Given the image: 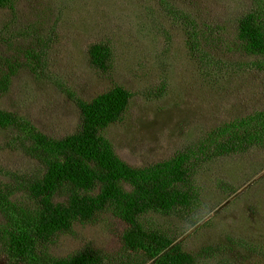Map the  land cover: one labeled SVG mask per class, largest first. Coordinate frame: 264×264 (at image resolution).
I'll list each match as a JSON object with an SVG mask.
<instances>
[{"label": "rangeland", "instance_id": "374dc122", "mask_svg": "<svg viewBox=\"0 0 264 264\" xmlns=\"http://www.w3.org/2000/svg\"><path fill=\"white\" fill-rule=\"evenodd\" d=\"M251 5L252 0H12L0 8V77L12 74L0 106L60 138L80 125L70 93L91 100L124 86L133 93L127 113L104 131L123 160L137 167L196 152L192 206L169 215L149 212L141 218L145 226L189 252L212 246L197 264H264V148L215 157L197 146L227 122L264 111V70L253 64L259 57L235 46L239 18ZM183 13L195 21L186 25L178 17ZM191 26L206 31L194 52L188 46ZM100 42L113 50L108 71L90 61L91 45ZM43 49L41 60L33 56ZM12 64L19 66L10 70ZM16 136L13 128L0 129V168L12 181L15 173L41 169ZM126 227L105 213L59 234L49 250L63 257L92 246L112 258L129 257L121 239ZM8 261L0 252V264Z\"/></svg>", "mask_w": 264, "mask_h": 264}, {"label": "trees", "instance_id": "16d2710c", "mask_svg": "<svg viewBox=\"0 0 264 264\" xmlns=\"http://www.w3.org/2000/svg\"><path fill=\"white\" fill-rule=\"evenodd\" d=\"M11 2L0 0V8ZM178 17L186 25L195 21L184 13ZM198 29L187 27L192 52L198 49L199 34L206 33ZM236 41L235 46L247 55L259 57L253 64L264 70V0H252L251 8L241 15ZM42 51L33 56L41 60ZM89 56L95 67L108 71L113 50L110 44L94 43ZM18 66L12 64L10 70ZM11 75L0 77V93L9 89ZM70 96L80 110V125L60 138L43 133L31 121L0 106V129H15L17 143L41 164L35 173H15L14 181L5 178V170L0 168V252L9 257L7 264H197L200 257L210 254L212 246L197 253L186 251L175 239L146 227L141 220L149 212L169 215L192 206L197 195L195 150L132 166L117 154L104 131L124 119L133 93L115 85L91 100ZM197 146L202 155L215 157L253 146L264 148V111L227 122ZM105 213L126 224L121 239L124 249L131 252L129 257L112 258L92 246L63 257L50 252L49 246L59 234L72 232L76 223L97 222Z\"/></svg>", "mask_w": 264, "mask_h": 264}]
</instances>
